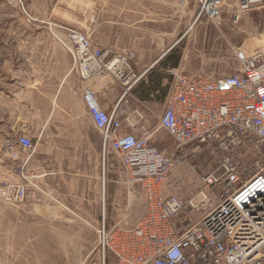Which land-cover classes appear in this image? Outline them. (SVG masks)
Here are the masks:
<instances>
[{"label":"built area","instance_id":"2783aa9c","mask_svg":"<svg viewBox=\"0 0 264 264\" xmlns=\"http://www.w3.org/2000/svg\"><path fill=\"white\" fill-rule=\"evenodd\" d=\"M197 3L196 20L209 23L220 18L226 0ZM234 3L236 19L264 8V0ZM63 31L71 71L82 81L113 79L123 91L109 113L92 89L82 98L103 149L120 160L125 184L139 185L146 201L134 228L102 223L95 229L98 264H264V54L233 49L238 67L221 77L175 75L156 129L137 133L122 103L136 82L131 56L104 50L78 31ZM165 139L175 145L172 156L160 148ZM33 151L23 134L3 143V154L20 166L18 203L27 196L24 167ZM204 153L213 166L196 174V187L180 174L171 179L174 156L183 162ZM188 185L193 189L186 198L173 193Z\"/></svg>","mask_w":264,"mask_h":264},{"label":"crops","instance_id":"0c3cea01","mask_svg":"<svg viewBox=\"0 0 264 264\" xmlns=\"http://www.w3.org/2000/svg\"><path fill=\"white\" fill-rule=\"evenodd\" d=\"M198 8L197 0H93L94 44L131 56L136 82L123 100L137 133L156 129L175 75L221 77L235 69L231 60L215 59L217 34L196 20ZM234 9V0H226L221 15ZM41 11L53 13L47 1ZM35 21L31 36L12 40L17 80L6 91L10 96L0 97V137L11 133L1 130L5 120L13 135L34 145L26 167L31 217L48 223L73 215L94 228H134L146 210V203L135 202L140 187L125 184L120 160L103 149L82 98L92 89L109 113L122 89L113 79L80 80L71 71L65 39L53 38ZM141 111L140 121L134 113Z\"/></svg>","mask_w":264,"mask_h":264},{"label":"rangeland","instance_id":"374dc122","mask_svg":"<svg viewBox=\"0 0 264 264\" xmlns=\"http://www.w3.org/2000/svg\"><path fill=\"white\" fill-rule=\"evenodd\" d=\"M46 1L49 10L50 7L53 9L52 14L41 11ZM92 7L93 0H0V97L10 96L6 91L17 80L15 67L19 61L14 56L13 39L31 36L30 24L35 19L38 21L35 24H45L53 38L63 39V30L70 29L88 35L94 42ZM234 16L235 9L209 22L218 37L214 45L215 59L224 57L226 61L235 63V69L227 70L225 75L238 67L232 58L233 49L241 48L247 53L260 51L264 54V8L241 13L237 19ZM119 93L123 95L120 89ZM125 102L122 101L125 111L130 113ZM143 112H140L142 118L145 117ZM2 123L1 130L11 133L0 137V264H98L95 250L97 228L73 215L66 220L36 223L30 214L27 183L26 199L21 203L14 201L15 185L20 182L17 174L20 166L19 162L3 154L5 139L14 135L12 125L5 120ZM164 148L167 155H174L175 145L171 140H164ZM173 160L171 179L180 174L192 180L195 187L199 179L196 174L213 166L207 153L188 157L183 162H179L175 156ZM26 167L24 171H27ZM192 169L196 172L192 173ZM191 189L189 185L178 187L173 193L186 198ZM138 192L135 202L142 206L146 201L141 187Z\"/></svg>","mask_w":264,"mask_h":264}]
</instances>
